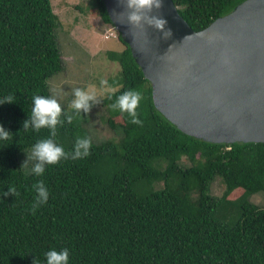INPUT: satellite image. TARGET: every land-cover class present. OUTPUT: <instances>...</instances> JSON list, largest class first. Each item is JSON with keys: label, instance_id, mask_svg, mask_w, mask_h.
Listing matches in <instances>:
<instances>
[{"label": "trees", "instance_id": "16d2710c", "mask_svg": "<svg viewBox=\"0 0 264 264\" xmlns=\"http://www.w3.org/2000/svg\"><path fill=\"white\" fill-rule=\"evenodd\" d=\"M243 1L173 0L194 30ZM89 4L104 28H114L102 0ZM56 20L51 0H0V98L15 99L0 105V124L11 132L0 143V193L9 186L18 193L0 196V264H44L52 248H67L69 264H264V207L249 200L264 192V142L212 143L175 127L155 107L119 32L116 88L100 100L115 137L94 141L90 109L63 106L55 136L23 129L33 96H52L48 80L63 69ZM128 90L142 93V125L111 108ZM84 137L91 149L82 159L46 165L40 176L20 167L21 153L40 140L71 152ZM217 178L219 196L211 191ZM41 181L49 199L33 210Z\"/></svg>", "mask_w": 264, "mask_h": 264}, {"label": "water", "instance_id": "95a60500", "mask_svg": "<svg viewBox=\"0 0 264 264\" xmlns=\"http://www.w3.org/2000/svg\"><path fill=\"white\" fill-rule=\"evenodd\" d=\"M152 86L153 103L179 130L212 143L264 142V0H244L194 30L173 0L163 16L171 35L129 24L126 0H102Z\"/></svg>", "mask_w": 264, "mask_h": 264}, {"label": "rangeland", "instance_id": "374dc122", "mask_svg": "<svg viewBox=\"0 0 264 264\" xmlns=\"http://www.w3.org/2000/svg\"><path fill=\"white\" fill-rule=\"evenodd\" d=\"M89 2L90 0H51L57 17L56 34L63 69L51 76L48 84L51 95L58 93L61 106L72 112L70 105L74 88L95 87L99 91L100 81L106 80L111 92L115 90L116 85L112 80L118 74L119 66L111 55L123 49L118 37L104 38L107 34L105 30L108 28H104L99 17L92 13ZM106 114L107 110L101 101L90 108L86 126L96 142L115 137V133L105 121ZM32 148L26 149L19 156L20 167L25 173L31 172L33 164L39 162L26 161L27 154L31 155ZM220 181V178H217L211 184V191L217 196L221 195L224 189ZM249 200L264 207V192L251 195Z\"/></svg>", "mask_w": 264, "mask_h": 264}, {"label": "clouds", "instance_id": "9594fccd", "mask_svg": "<svg viewBox=\"0 0 264 264\" xmlns=\"http://www.w3.org/2000/svg\"><path fill=\"white\" fill-rule=\"evenodd\" d=\"M126 6L132 11L128 14V22L131 25L142 27V20H146L149 25L156 27L162 31V35L167 38L171 35V29L165 28L167 20L163 16H144V12H152L153 9L159 10L163 6V0H126ZM110 30L116 32L114 27L106 29V33ZM104 37V34H103ZM105 38V37H104ZM107 81H100L99 91L95 87L74 88L71 101V109L74 110V114H80V110L85 113L89 111L92 103H98L105 95L110 97L111 89L107 87ZM142 93L139 91L128 90L117 97L114 103L111 104L113 110H119L121 113H127L131 118V123L142 125V120L139 119L137 114V108L142 100ZM15 99L12 96H4L0 98V105L5 102L11 103ZM31 114L23 121L22 127L24 130H33L39 132L41 128H48L51 131L52 136L56 134V127L58 124H62L61 120L62 108L58 100V93L52 96L35 95L32 98ZM68 123L72 122L73 116L63 113ZM11 132L4 128L0 124V143L7 142L9 134ZM9 143H5V146ZM91 139L88 137L77 138L71 152H65L63 147L58 145L53 139L48 138L36 142L32 148L31 155L27 154L26 161L38 160V163H34L31 168V173L40 176L45 171L46 165L57 164L61 159H82L90 154ZM25 161V162H26ZM24 162V163H25ZM36 197L33 204V210L40 205L46 204L49 199V191L45 184L41 181L35 185ZM9 194L16 196L17 190L14 187H7L0 196L7 197ZM44 264H69V251L67 248L56 250L54 248L49 249L44 253Z\"/></svg>", "mask_w": 264, "mask_h": 264}, {"label": "built area", "instance_id": "2783aa9c", "mask_svg": "<svg viewBox=\"0 0 264 264\" xmlns=\"http://www.w3.org/2000/svg\"><path fill=\"white\" fill-rule=\"evenodd\" d=\"M115 32L113 30H110L106 35L105 38L111 37V36H115Z\"/></svg>", "mask_w": 264, "mask_h": 264}]
</instances>
